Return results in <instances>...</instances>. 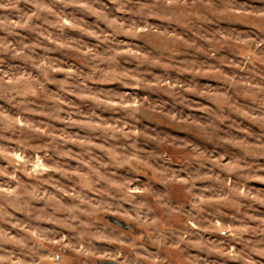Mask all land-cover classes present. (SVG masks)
Listing matches in <instances>:
<instances>
[{
	"label": "clouds",
	"instance_id": "obj_1",
	"mask_svg": "<svg viewBox=\"0 0 264 264\" xmlns=\"http://www.w3.org/2000/svg\"><path fill=\"white\" fill-rule=\"evenodd\" d=\"M0 264H264V0H0Z\"/></svg>",
	"mask_w": 264,
	"mask_h": 264
}]
</instances>
